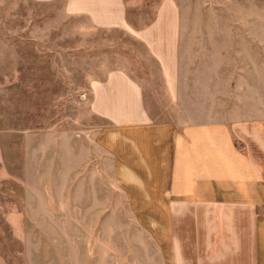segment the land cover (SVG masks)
<instances>
[{"label":"crops","instance_id":"crops-1","mask_svg":"<svg viewBox=\"0 0 264 264\" xmlns=\"http://www.w3.org/2000/svg\"><path fill=\"white\" fill-rule=\"evenodd\" d=\"M68 10L132 36L156 72L120 65L89 80L103 125L65 137L78 227L61 229L47 259L264 264V0H69ZM147 10L154 18L131 14Z\"/></svg>","mask_w":264,"mask_h":264},{"label":"rangeland","instance_id":"rangeland-1","mask_svg":"<svg viewBox=\"0 0 264 264\" xmlns=\"http://www.w3.org/2000/svg\"><path fill=\"white\" fill-rule=\"evenodd\" d=\"M68 4L0 0V264H59L45 250L63 242L61 229L78 227L68 218L78 213L79 188L65 137L102 128L89 107L91 77L120 65L146 78L156 72L136 39L92 27ZM147 11L130 13L154 18Z\"/></svg>","mask_w":264,"mask_h":264}]
</instances>
